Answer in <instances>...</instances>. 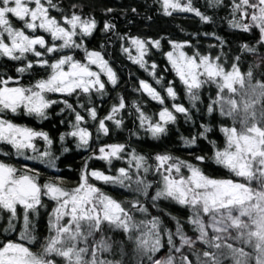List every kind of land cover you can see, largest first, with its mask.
<instances>
[{
	"label": "snow or ice",
	"instance_id": "obj_1",
	"mask_svg": "<svg viewBox=\"0 0 264 264\" xmlns=\"http://www.w3.org/2000/svg\"><path fill=\"white\" fill-rule=\"evenodd\" d=\"M158 2L166 16L173 12L192 13L203 22L210 21L209 16L194 6L193 0ZM211 6L230 7V26L244 32L258 29L257 43L264 46V0H227V3L225 0H211ZM79 7L73 3L65 10L56 0H0V57L24 62L16 68L21 75L33 69L34 65L50 69L47 78H41L29 87L19 86L17 78L0 76V114L23 111L29 116L48 119L47 110L63 103L65 108L61 111L68 110L73 121L72 130L61 135L60 140L71 136L78 140V147L88 149L93 133L81 126L86 122V116L77 107L97 122L98 139L99 134L107 136L110 133L106 122H113L116 128L123 125V120L117 116L127 105L125 98L118 95L117 103L112 105L109 113L99 118L96 107H87L80 102V94H86L89 103L93 92L103 97L107 84L113 87L118 84V76L101 50H89L85 46L86 40L93 37L98 29V22L94 17L75 10ZM53 11L59 13V18L52 15ZM114 29V24L104 22V33ZM40 30L48 34L51 41L44 35H37ZM117 36L129 45H122L128 59L146 71L150 69L156 84H161L162 77H157L155 71L157 64L152 62L149 65L146 60L151 49L161 48V40ZM168 43L172 50L165 53L167 61L183 84L191 108L176 102L178 94L172 84L164 89L165 97L152 84L140 80L137 90L162 108L154 114L158 116L154 120L133 103L139 126L153 139L160 138L166 134L168 125L177 122L178 115H183L186 121L191 120L193 110H198L200 90L214 85L216 96L207 106V111L213 113L218 106L221 116L231 118L232 126L220 129L224 134V147H217L210 159L226 169L231 178L210 177L196 164L167 153L155 155V164L152 165L144 155L129 151L121 143L100 146L99 155L93 158L111 165L114 159H125L127 154L130 156L128 167H120L117 174L112 175L89 170L86 163L78 184L71 189L65 188L62 180L41 185L38 173L20 171L0 162V215L6 217L8 225L4 231H19L18 241L8 238L0 241V264H122L119 260L103 258L104 253L115 251L114 244L121 248L123 255L122 244L105 234L117 230L126 234L128 242L134 244L139 253L147 255L151 264H193L182 251L185 247L196 256L195 264H221V256L226 254L222 250L225 249L234 264H249L253 255L255 264H264V79L254 80L253 67L243 73L238 64L240 56L235 57L236 62L228 70L221 55L202 54L198 50L188 54L184 51L194 47L190 41L170 40ZM103 47L101 45V49ZM66 49L72 54L58 55L54 62L44 58L64 53ZM76 50L83 51L81 59L75 58ZM242 50L257 54V48L248 44L243 45ZM29 54L35 59L28 60ZM261 64H264V56H258L255 67ZM102 75L106 81L102 80ZM10 83L17 86H9ZM49 93L75 94L76 106L67 99H49L46 95ZM166 98L173 101L170 107L166 105ZM257 105H261L259 114ZM209 131L210 128L204 127L200 135ZM197 138L186 139L185 144L194 145ZM37 139H42L49 146L53 144L47 132L18 125L0 116V143L11 145L17 155H24L25 150L31 149L42 160L50 157L49 151L37 149ZM28 158L36 159L37 156ZM194 159L203 163L209 158L196 156ZM184 169L188 175L184 174ZM150 172L162 177V183L157 185L152 196L149 190L153 185L146 178ZM90 180L119 185L137 196L127 202L130 207H125L123 202ZM139 196L149 197L153 207L157 206V201L170 200L188 208L191 215L187 223L198 235L195 238L188 236L178 218H174V232L162 227L159 217L136 220L134 212L149 214ZM43 197L54 201L55 207L49 217V235L41 244L40 251H33L32 245L38 243V237L34 235L32 216L44 207ZM17 220H22V230L17 228ZM162 234L167 236L169 253L165 258L153 259L164 246ZM175 238L179 239V246ZM198 241L217 251L200 253L196 249ZM229 241H238L253 251L249 253L244 247H236ZM172 253H179V259ZM56 257L60 258L59 262Z\"/></svg>",
	"mask_w": 264,
	"mask_h": 264
},
{
	"label": "trees",
	"instance_id": "obj_2",
	"mask_svg": "<svg viewBox=\"0 0 264 264\" xmlns=\"http://www.w3.org/2000/svg\"><path fill=\"white\" fill-rule=\"evenodd\" d=\"M62 4L67 10L73 3L80 7L75 9L82 12L84 15L94 17L98 22V29L93 37L88 38L85 46L89 50H101L105 58L109 60L111 67L115 70L118 76V84L113 87L111 84L106 85V94L101 97L99 94H91V103L88 102L86 94H80V102L85 103L87 107H96L99 118L107 115L113 104L117 103V96H123L126 102V109L118 114L117 118L123 120V125L116 128L111 121L106 122L110 127V133L107 136L99 134L97 139L98 124L87 117V113L79 109L82 115L86 116V122L81 126L87 127L93 133L90 147L85 149L78 147V140L71 136H65L63 141L60 136L72 130L71 122L73 121L72 114L68 111H61L65 106L63 103L53 105L48 109V119H39L35 116H29L23 111L16 114L7 112L0 114L3 118L10 120L13 123L28 126L37 131L47 132L53 140L51 146L47 145L42 140V143H36L39 151H49L50 157L43 160L38 157L37 153L32 150L30 153L24 152V155H17L16 150L11 145L0 143V162H4L16 167L18 170H30L33 173H38V182L43 185L46 182L61 181L65 188L71 189L78 182L82 170L87 163L89 170L105 171L106 174H117L120 167H128L130 156L125 154L126 158L121 160H113L109 165L105 161L93 158L94 155H99L98 148L103 145L121 143L125 144L129 151L135 150L138 154L148 158L149 164L154 165V157L157 154H171L181 160L191 162L201 167L202 170L213 178H231V174L222 167L216 165L210 158L214 154L216 148L224 147V134L220 131L222 127L232 126L231 118L221 116L217 106V110L213 113H208L207 106L212 103L216 96V88L214 85L205 86L200 90V101L198 102V110H193L192 119L185 120L183 115H178L177 122L167 126L166 134L158 139H153L151 134L146 132L144 128L139 126L137 114L132 107L133 103L138 104L147 115L158 119L154 115L162 108L157 102L152 101L142 91H138L139 81L145 80L152 84L163 96L166 97L165 88L172 84L177 91V103L184 104L191 108L188 96L185 92L183 84L176 77L175 72L171 69V65L167 61L165 53L171 51V45L168 41L184 42L190 41L193 48H185L184 51L192 54L193 51H200L202 54L221 55L224 66L230 69V65L235 61L236 56H240L238 62L243 73H246L250 67L254 69V80L264 79V64L255 67L258 56H264V46L257 43L259 39L258 29L250 32H244L239 29L232 28L229 24L230 7L211 6V0H193L194 6L200 9L202 13L210 17L209 22H203L192 13L173 12L171 16L163 14L162 5L158 0H56ZM227 3V0H225ZM108 9H112L111 12ZM135 9V11H133ZM52 15L59 18V13L52 12ZM108 21L115 25L113 32L104 33L102 31L103 24ZM16 26L19 23L16 22ZM208 35H205V34ZM44 35L46 40L51 41V37L43 33L42 30L36 33ZM117 34L121 36H138L143 39H160L161 48L151 49L146 56V60L150 65L152 62L157 64V77H162L161 84H156L155 79L150 75V69L146 71L138 64H134L128 59L127 54L123 53L122 45L129 46L126 40H120ZM214 34V35H213ZM219 37V40L216 39ZM221 41L223 43H221ZM58 43V42H57ZM248 44L257 48V54L247 53L242 50V46ZM101 45H104L101 49ZM38 47V46H37ZM39 50V49H38ZM72 54L71 50H64V53L51 54L45 56L50 62H54L58 55ZM133 49V55H135ZM76 59H81L84 55L82 50H76ZM35 58L29 54L28 60ZM24 62L12 61L6 57H0V76L5 78L14 77L19 81V86H32L37 80L47 78L50 74V69L42 68L39 65H34L33 69L20 74L16 72V68L22 66ZM102 80L106 81V77L102 75ZM49 99L62 101L67 99L70 103L76 106L77 95L65 96L58 93L46 94ZM173 101L166 98V105L171 106ZM259 109L261 105H257ZM64 121V123H61ZM238 126V125H237ZM211 129L208 133L200 135L203 128ZM198 137L194 145L185 144L186 139ZM215 143V146L213 143ZM37 156L36 159L28 157ZM196 156H206L203 163L196 161ZM184 174L188 175L187 169H184ZM147 180L152 183L153 187L149 190L150 196L155 195L156 187L162 183V177L155 172H150L147 175ZM97 187L111 195L113 198L125 204V207H130L127 203L133 200L137 194L122 188L119 185L104 184L102 181L90 180ZM141 203L148 208V215L134 212L136 220L151 219L159 217L161 226L175 231V223L178 218L183 226L185 233H194L190 224L187 223L188 217L191 215L190 210L184 206L176 204L170 200L157 201V206H152V201L149 197H138ZM48 212L47 203L39 209L38 214H33L32 222L35 229L34 235L38 237V243L32 245L33 251H40V246L48 236ZM16 226L22 230V224L17 220ZM7 220L4 215H0V241H5L6 238L19 240V231L5 232L7 228ZM113 241L119 242L123 247V255L121 248L114 244V252L104 253L103 258L109 260H119L122 264H147L149 259L147 255L141 254L136 250L134 244L127 240V235L120 231H109L105 233ZM176 245L179 244V239L175 238ZM163 247L155 256L160 254L168 255L169 248L167 245V236L162 234ZM245 251L252 253V249L246 245ZM197 251L216 252L214 248H209L207 244L200 242L196 246ZM182 251L188 255L189 259L196 262V256L192 254L187 247ZM226 254L221 256V264H234V260L227 250H222ZM176 259H179V253H172ZM249 264H255V256L253 255Z\"/></svg>",
	"mask_w": 264,
	"mask_h": 264
},
{
	"label": "rangeland",
	"instance_id": "obj_3",
	"mask_svg": "<svg viewBox=\"0 0 264 264\" xmlns=\"http://www.w3.org/2000/svg\"><path fill=\"white\" fill-rule=\"evenodd\" d=\"M94 70H96V69L94 68ZM228 70H230V69H228ZM9 86H17V85L10 83ZM21 126H23V125H21ZM26 127H28V126H26ZM35 143H42V139H37L35 141ZM36 147H38V146L36 145ZM30 151H31V149L25 150L26 153H30ZM23 171H25V170H23ZM30 173H33V172L30 171ZM45 183H47V182L45 181ZM42 200H43V204L44 205H45V203H47V212H48V218H47L48 221H47V223H48V231H49V217L51 215L52 209L55 207V202L52 201V200H50L48 197H43ZM19 222H21V224H22V220H19ZM209 231L211 232V230H209ZM48 235H49V232H48ZM187 235L190 236V237L195 238L198 235V233H196V232H194V233H187ZM229 242L233 243L234 246H236V247H239L241 245L238 241H229ZM179 244H180V242H179ZM179 244H178V246H179ZM199 244H200V242L198 241L196 246H198ZM165 257H166V255L160 254L158 256L153 257V259H160V258H165ZM55 259L58 262L60 261V258L59 257H56ZM61 264H62V262H61ZM147 264H151V262L148 261Z\"/></svg>",
	"mask_w": 264,
	"mask_h": 264
}]
</instances>
